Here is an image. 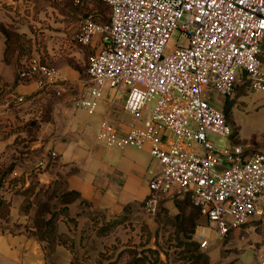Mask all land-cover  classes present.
Here are the masks:
<instances>
[{
	"label": "built area",
	"instance_id": "obj_1",
	"mask_svg": "<svg viewBox=\"0 0 264 264\" xmlns=\"http://www.w3.org/2000/svg\"><path fill=\"white\" fill-rule=\"evenodd\" d=\"M91 1L74 3L85 7ZM95 1L110 8L109 20L99 21L93 9L80 21L75 37L93 50L87 56L89 85L77 106L94 115L108 88L111 102L123 100L136 120L147 113L123 134L104 118L96 134L109 148H150L157 170L145 213H157L162 196H188L220 238L262 215L264 153L249 154L240 143L216 145L209 134L232 133L224 111L211 101L213 93L232 97L239 80L264 91V0ZM176 29L187 42L165 54ZM20 76L43 87L62 82L59 70L41 58L27 63ZM57 156L43 155L35 168ZM199 241L202 248L211 243L204 235Z\"/></svg>",
	"mask_w": 264,
	"mask_h": 264
},
{
	"label": "rangeland",
	"instance_id": "obj_2",
	"mask_svg": "<svg viewBox=\"0 0 264 264\" xmlns=\"http://www.w3.org/2000/svg\"><path fill=\"white\" fill-rule=\"evenodd\" d=\"M32 3L29 4L32 7L24 9V12L14 9L12 5H2L4 10L13 11V21L7 24L20 35L21 60L41 54L46 57L45 62L57 69L55 63L64 58L87 61L91 50L78 44L74 37L82 16L96 9L94 13L99 21L107 22L110 8L95 0L85 7L75 5L74 0H33ZM186 42V38L176 29L165 54ZM54 58L56 62L51 60ZM261 59L264 62L263 53ZM85 65L88 68L87 62ZM85 78L87 81L89 74H85ZM235 89L232 97L213 93L211 100L224 111L231 135L226 137L210 133L209 137L219 146L240 143L247 147L249 154L264 153V91H253L241 80ZM107 91L109 89L105 88L99 105ZM152 106L153 102L149 104V107ZM18 179L19 176L12 173L8 178L11 180L10 187L7 188V182L3 191L21 192ZM47 200L57 208L64 207L52 195L44 199ZM77 203L78 210L72 212L68 206V210L60 215L62 221L58 222L57 232L65 235L64 244L39 241L47 264H130L134 257L141 254L151 262L147 264H236L242 253L240 258L244 261L255 263L260 260L261 263L249 244L256 247L264 245V213L238 230L239 242L236 243L234 232L223 238L218 237L216 228L208 225L188 196H162L159 211L153 215L146 214L143 207H138L127 209L120 217H110L96 212L88 204ZM36 213V207H33L29 217H34ZM34 222L33 218V222L29 223L33 225ZM8 228L7 222L0 220V230ZM17 229L12 226L10 231ZM202 235L211 241L208 248L200 245ZM199 254H205L209 263L197 258Z\"/></svg>",
	"mask_w": 264,
	"mask_h": 264
},
{
	"label": "crops",
	"instance_id": "obj_3",
	"mask_svg": "<svg viewBox=\"0 0 264 264\" xmlns=\"http://www.w3.org/2000/svg\"><path fill=\"white\" fill-rule=\"evenodd\" d=\"M32 1L0 0V21L5 24L13 21V11L4 10V3L24 12V9L32 7L29 5ZM98 39L99 36H96V41ZM5 40L0 34V83L6 84L12 92L3 98L4 102L0 100V165L9 164L12 159L15 161L12 173L17 172L22 189L36 179L64 192H78L79 198L68 204L72 212L78 210L77 201L80 203L81 200L110 217L124 215L128 207H143L150 192L149 181L157 170L150 148H109L96 140V134L100 120L104 118L115 124L123 134L133 122L142 124L147 113L136 120L125 110L123 100L111 102L113 92L109 90L96 113L88 115L77 106V100L89 85V79L86 81L85 78L88 74L87 61L73 57L57 61L55 65L62 82L43 87L39 82L24 81L17 64L5 59ZM75 40L78 43L76 37ZM86 49L93 50L90 47ZM33 58H41V54ZM51 60L56 62V58ZM60 83H63L64 89L58 95L56 92ZM20 96H25L26 100L19 102ZM50 151H56L58 156L51 159L46 167L36 169L39 159ZM0 193L11 202L6 221L9 228L0 230V264H47L37 238L29 236L22 226L10 231L16 223L25 224L29 220L21 208L23 194L3 189ZM0 220L5 221L2 217ZM238 230L233 231L236 243L239 242ZM253 246L255 244H249L262 262L260 256L264 254V245ZM242 255L236 264H261L260 260L245 262L240 258Z\"/></svg>",
	"mask_w": 264,
	"mask_h": 264
},
{
	"label": "trees",
	"instance_id": "obj_4",
	"mask_svg": "<svg viewBox=\"0 0 264 264\" xmlns=\"http://www.w3.org/2000/svg\"><path fill=\"white\" fill-rule=\"evenodd\" d=\"M0 34L4 36V39H6L5 59L7 61L8 60L14 61L21 70L22 68L25 67L27 63H29L33 59V55L29 57L28 60L25 61L21 60V56H22L21 49L18 44V41L20 40L19 39L20 35L17 32H15L10 27V25L5 24L2 21H0ZM41 60L45 61L43 56H41ZM11 92L12 89L10 88L7 89L6 84L0 83V100H3L2 102H4L5 97H7ZM14 167H15V161L13 159L9 164L0 165V191L4 188V185H6L7 182H8L7 188L10 187L9 184H11V180H8V178L12 174ZM8 189L6 190L9 191ZM20 193H22L24 196V200L21 205L24 214H26L29 217L30 211L33 209V207H36L37 213L34 217H29V220L25 224L16 223L14 227L18 228L19 226H22L23 228L22 230L24 232H26L29 236H33L37 238L40 242L47 241L49 243L58 242L64 244L63 238L65 235H61L60 233L57 232L58 222L62 221L60 219V215L62 214L63 211L68 210V204L71 201H74L77 198H79L78 192L76 191L64 192L61 191L59 188L52 186L51 184L49 185L41 184L36 179H33L31 181V184L25 189H22ZM51 195L53 196V198H56L57 202L59 204H62V206L64 207L57 208L52 204H50L48 200L44 201L46 197L47 199L51 198ZM80 203H85L90 206V204L84 200H81ZM25 204L27 205L26 207ZM10 205L11 202L0 195V217H2L5 221H8L9 218ZM128 209H130V207H128ZM95 211L105 213L102 210H98V209ZM48 214L49 216H47ZM33 218L35 222L33 223V225H31L29 222H33ZM63 218L65 221L66 218L65 217ZM197 258L205 259L209 263V259H207L205 254H199V257ZM148 262L150 261L147 260V257L141 254L138 257H134L132 259V262H130V264H147Z\"/></svg>",
	"mask_w": 264,
	"mask_h": 264
}]
</instances>
